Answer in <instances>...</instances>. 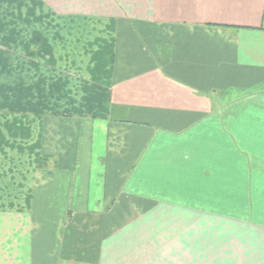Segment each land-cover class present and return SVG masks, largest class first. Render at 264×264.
Segmentation results:
<instances>
[{"label": "crops", "instance_id": "obj_1", "mask_svg": "<svg viewBox=\"0 0 264 264\" xmlns=\"http://www.w3.org/2000/svg\"><path fill=\"white\" fill-rule=\"evenodd\" d=\"M0 264H264V0H0Z\"/></svg>", "mask_w": 264, "mask_h": 264}, {"label": "rangeland", "instance_id": "obj_2", "mask_svg": "<svg viewBox=\"0 0 264 264\" xmlns=\"http://www.w3.org/2000/svg\"><path fill=\"white\" fill-rule=\"evenodd\" d=\"M26 204H27V207H28V205H31L33 203L32 202H29V203H26ZM22 236L25 237V242H26L25 246L27 245V247H28V242L30 240L29 239L30 238V235L28 233H24V234H22ZM15 246H19V245L15 244ZM26 252H28V250H26ZM17 253H19L18 250H17ZM24 255H26V257H28V258L30 257V255H28V256H27V254H24ZM28 263H30V262L28 261Z\"/></svg>", "mask_w": 264, "mask_h": 264}, {"label": "trees", "instance_id": "obj_3", "mask_svg": "<svg viewBox=\"0 0 264 264\" xmlns=\"http://www.w3.org/2000/svg\"><path fill=\"white\" fill-rule=\"evenodd\" d=\"M36 44H37L36 40L32 42V49L35 48ZM30 53H33V50H31ZM42 165H43V159H41V161H40V166H42Z\"/></svg>", "mask_w": 264, "mask_h": 264}]
</instances>
